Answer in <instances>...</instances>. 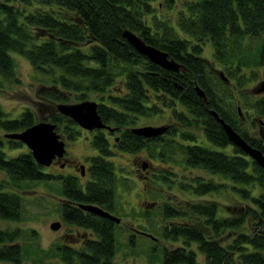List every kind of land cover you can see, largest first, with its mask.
Wrapping results in <instances>:
<instances>
[{
  "label": "trees",
  "instance_id": "trees-1",
  "mask_svg": "<svg viewBox=\"0 0 264 264\" xmlns=\"http://www.w3.org/2000/svg\"><path fill=\"white\" fill-rule=\"evenodd\" d=\"M153 1L0 0V80L19 81L10 50L23 55L43 76L39 79L47 80L35 88L47 100L36 105L37 112L23 106L7 117L0 104L1 134L19 131L35 120H47L55 124L59 135L64 132L70 139L77 134L78 124L58 113L55 103L94 100L98 117L116 132L117 139L112 137V144L106 138L107 131L93 128L88 140L96 153L88 159L89 179L82 189L75 177L63 176L61 193L73 203H92L114 212L113 189L118 180L113 162L107 157L112 153L110 147L133 153L143 147L149 155L165 158L161 149L164 138H144L133 134L130 126L138 116L154 115L169 106L174 122L183 126L168 125L167 129L181 151L179 162L221 180L201 173L178 179L176 188L191 194L187 201L169 196L155 211L143 209L145 222L139 223L137 230L151 231L156 240L158 236L176 241L171 249L163 245L156 248V240L149 238L153 240L149 262L264 264V168L230 143L221 124L208 113L214 109L248 145L264 154V130L260 131L264 127V76L258 79L254 93L241 90L248 80H257L259 68L264 72V0H161L174 10L170 18H159ZM123 29L166 52L168 58L178 62V69L172 71L151 63L128 43L121 33ZM206 41L211 44L210 60L201 55ZM210 61L221 65L220 71L227 77L224 81L234 82L240 90L234 99L242 101L244 109L234 100L232 106L225 104L215 92L216 85L206 71ZM213 75L220 80L219 75ZM224 81H218L219 85L231 97L233 92ZM195 85L203 90L205 99L195 92ZM69 92L74 96L66 100ZM241 109L246 112L244 117H249L248 110L257 117L248 120L252 129L259 124L255 132L247 130L249 126L242 121L236 123ZM190 127H199L204 139L196 138ZM176 133L183 141L175 140ZM2 143L10 148L23 145L4 135ZM226 145L229 151L217 149ZM28 151L20 149L8 157L0 150L4 175L0 178V219L13 222L22 218L16 190L21 181L51 175L41 171L43 165L36 163ZM155 178L166 188L176 180L162 169ZM227 187L233 200L223 204L224 208L215 198H204ZM60 211L63 221L90 230V236L77 246L52 241L46 250L50 256L57 257L60 264H114L113 253L118 245L115 222L70 204L60 203ZM19 234L16 226L0 228V264L25 261L21 245L15 241ZM126 243L127 247L133 246V237L129 236Z\"/></svg>",
  "mask_w": 264,
  "mask_h": 264
},
{
  "label": "rangeland",
  "instance_id": "rangeland-1",
  "mask_svg": "<svg viewBox=\"0 0 264 264\" xmlns=\"http://www.w3.org/2000/svg\"><path fill=\"white\" fill-rule=\"evenodd\" d=\"M153 5L156 6L154 11L158 14L159 18L162 17H174V10L172 7H168V5L161 0H154ZM177 2L174 5V8H177ZM211 44L206 41L201 49L202 57L207 60L212 59L211 53ZM10 55L12 56V60H14V68L15 75L18 77L16 83L13 81H4V79L0 80V104L3 111L6 112V116H13L18 113V110L22 109L23 106L32 108L33 111L37 112L36 105L38 103H47L44 97L36 93L35 88L38 87L39 83L45 82L46 79H39L43 76L40 75L38 72H35L32 69L31 64L28 60L24 59V56L20 53L13 52L12 50L9 51ZM221 65L209 62V66L207 71V75L212 76V80L216 85L215 92L219 96H222L224 99L225 104H232L236 101L237 95H239V91L237 87H235L234 82L230 83L224 81L222 77H220L219 72L221 70ZM223 71V70H221ZM259 77L256 79H251L247 81L246 86L244 85L241 88L242 92H248L249 94L253 92V88L258 86V79L264 76L263 69L259 68ZM219 75L220 80L224 81L225 85L227 83V88L233 95L230 97L226 94V88L224 86L219 85L218 81L219 78H214V75ZM224 74V73H223ZM225 77V76H224ZM216 79L218 81H216ZM47 81V80H46ZM239 87V86H238ZM237 89V90H236ZM254 93V92H253ZM66 94V93H64ZM69 97L66 98L70 99L71 96H74V93L69 92L67 94ZM234 100V101H233ZM70 100L66 102L70 103ZM235 105H239L240 108L244 109L242 101H236ZM177 107L180 108V105L177 104ZM241 109V114H238V118L236 123L239 125L241 121L243 125L247 127L249 126V118L251 116L256 117L252 114L251 111H247V115L245 117ZM49 110V109H47ZM42 116H44L43 111H41ZM242 115V116H241ZM257 118V117H256ZM259 118H263L259 116ZM258 118V119H259ZM264 120V118H263ZM144 124H151L155 126L156 124H163L165 125H174V119L170 115V108L169 106L164 107V109L160 110L159 112L155 113L154 115L148 116H138L134 122L132 127L137 125H144ZM178 127H183L182 125L176 124ZM174 125V126H176ZM257 123H255V127L253 129L249 126L247 130L256 131L257 130ZM184 129L186 130L187 127ZM189 129L196 132V138L204 139L203 135L200 134V128L197 127H190ZM77 134L74 137L64 136V132L61 134L64 137L65 145H64V152L65 156L69 159L68 164L65 166H57L55 164H48L43 165L41 167V171L50 173L51 175L48 177H43L42 179H25L19 183V186L16 187L17 194L20 197V206H22V218L17 221L11 222L7 219H0V228L4 227H11L14 226L18 227L20 230V234L17 236L15 241L21 245L23 257L25 261L21 264H60V261L57 257L50 256L51 254L48 253L50 247L48 245L54 241L56 242H69L71 240H76L81 236H85L86 234L81 233V228L71 226V224H63L62 229H55L53 230L48 226L50 221H55L61 219L59 218V205L58 201L59 198L62 197L61 193V178L59 175L63 176L65 174L71 173L72 162L71 161H81L82 164L87 166L89 156H93L96 153V150L92 149L91 145L89 144L88 138L90 137V133L84 130H81L78 126ZM261 129L260 131H263ZM89 131V130H88ZM1 131H0V138H2ZM162 138L164 141L161 143V149H164V157L165 158H157L152 155H149L148 150L145 148H140L136 150L134 153L131 151H123V150H113L112 153L107 155L108 159L113 162V170L114 173L117 174L116 180L117 183L114 186V203H115V216H119L120 220L118 221V225L115 227V233H117V243L116 252H114V264H153L149 262L148 258V250H150V246L153 245V240L149 239L148 236L144 234H132L129 230V226L132 225L136 228H139V223L143 222L144 218L141 216V213L146 209L150 210L153 209L154 211L161 205V203L166 200L165 197H174L178 201H187L188 197H190V193L188 194L187 191L184 190L180 191V188H176V182L178 179H188L190 175L193 174H200L204 176H208V178H212L220 182L221 178L217 175H208L207 172L201 169H197L196 167H184L179 162L181 159V151L176 149L175 143L173 144V140L170 139L168 132L162 134ZM175 140L183 141L179 138V135L176 137L174 136ZM109 140L110 137L108 138ZM161 139V137H160ZM167 141V142H166ZM166 142V143H165ZM205 140V144H206ZM173 144V146H172ZM204 144V143H203ZM163 147V148H162ZM217 148V146H213ZM226 149L229 151L228 145L224 147L217 148L218 150ZM24 149H28L26 145L23 143L20 148H10L7 147L6 144H0V150L4 151L3 154L7 155H14L15 152H19ZM78 162V161H77ZM144 166L142 167V165ZM164 168V169H163ZM166 170L167 173L172 178H175V183L170 184V187L166 188L161 186L163 183L158 182L155 177L159 175V170ZM84 178L82 179L80 176L75 175L83 188L84 179L89 178L88 171H86V167L83 170ZM3 172L0 170V178L4 175ZM232 191L229 188H221L217 189L216 192L210 193L209 195H205L204 198L211 197L218 200L221 205L220 207L224 208L225 204L232 203L233 196ZM203 197V196H202ZM183 198V199H182ZM187 199V200H186ZM224 204V205H223ZM144 209V210H143ZM145 222V221H144ZM147 230V229H144ZM76 231L77 235H75ZM149 231V230H148ZM151 232V231H149ZM129 236L133 237V246L127 247V239ZM156 240V239H155ZM76 242V241H75ZM176 241H168V239H163L162 237L157 236L156 240V248H160L162 245L171 249ZM40 257V260H39ZM198 257H201V254H198ZM40 261V262H39ZM42 261V262H41Z\"/></svg>",
  "mask_w": 264,
  "mask_h": 264
},
{
  "label": "water",
  "instance_id": "water-1",
  "mask_svg": "<svg viewBox=\"0 0 264 264\" xmlns=\"http://www.w3.org/2000/svg\"><path fill=\"white\" fill-rule=\"evenodd\" d=\"M121 33L126 38L128 43H131L138 53L143 54L148 60H150L151 63H156L161 66V68L163 67L166 69H171L172 71L178 69V62H175L174 59L172 60L171 58H168L166 52L161 51L159 48L153 45L143 42L137 34L130 30L123 29ZM219 75L222 77V79H226L221 71L219 72ZM194 89L198 95L205 99L204 92L199 86L195 85ZM95 106L96 102L92 99H83L80 100V102L70 101V103H68L59 101L55 103V109L58 111V113L67 115L68 119L73 120L79 125L80 128L82 127L84 129L91 130L93 128H105L112 132L113 129L109 127V125L101 122ZM238 109L239 107L237 108L236 112L239 113ZM208 113L213 115L215 122L221 124L230 143L237 145L243 150L244 153H247L250 158L255 160V163L264 168V154L259 152L260 150L257 147L248 145V143L245 142L240 134H238V132H236V130L232 128L229 123L227 124L222 119V117L215 113L214 109H209ZM54 129L55 124L51 121L48 122L47 120H35L28 127L26 126L19 131H12L8 133L4 132L3 135L7 138H15L21 143H24L29 150L28 153L31 154L36 163H39L40 165H48L53 157H61L64 149V141L62 140L63 137L60 136L59 133ZM130 129L133 134L135 133L147 138L150 136L155 137V135L165 132L166 126L163 124H156L155 126L151 124H144L134 127L130 126ZM143 166L144 164L142 167ZM80 168L83 170L82 164ZM77 205L84 211L87 210L95 214H99L105 218L111 219L113 222L118 223L117 221L119 220V216H115V214L104 210L100 206H95L92 203L84 204L80 202H78ZM58 223V220H52L50 223H48V226L55 230L58 227ZM133 229L134 232H137L138 234H144L148 236V238H156L151 233L146 231H138L137 228Z\"/></svg>",
  "mask_w": 264,
  "mask_h": 264
},
{
  "label": "flooded vegetation",
  "instance_id": "flooded-vegetation-1",
  "mask_svg": "<svg viewBox=\"0 0 264 264\" xmlns=\"http://www.w3.org/2000/svg\"><path fill=\"white\" fill-rule=\"evenodd\" d=\"M166 126V130H165V132H163V133H161V134H158V135H155V136H159V137H162V134H164V133H166V131H167V129H168V125H165ZM80 128V127H79ZM76 130H77V128H75ZM81 130H84V131H86V132H89V133H92L93 131H94V129H84V128H80ZM89 130V131H88ZM102 130L103 131H107V139L110 137V139H112V137H113V139L114 140H116L117 138H116V132L115 131H110V130H108V129H105V128H102ZM259 130H260V128H259ZM78 132H79V130H77ZM108 131H109V133H108ZM61 136V135H60ZM90 138V137H89ZM62 140L64 141V137L62 138ZM109 140V139H108ZM109 142H111L112 144H113V140L111 141V140H109ZM64 145H65V141H64ZM110 148H112V147H110ZM113 149V148H112ZM113 150H116L115 148L113 149ZM120 149H117L116 151H119ZM65 154V152H64V149H63V154H62V156L61 157H58V156H55V157H53L52 158V160L50 161V163L49 164H55V165H57V166H65V165H67L69 162H68V158L64 155ZM78 161V162H77ZM77 161H71L72 162V168H71V172H73L74 173V175H72L71 173H68V174H65V175H63V176H66V175H71L72 177H75L76 178V181L78 180V178L75 176V175H78V176H80L82 179L84 178L83 176H84V173H85V171H83L84 169H85V167H86V169H87V166H85V164H82V162L81 161H79V160H77ZM81 164H82V166H83V170H81V168H80V166H81ZM52 176V175H51ZM63 176H61V175H59V177L62 179L63 178ZM87 179H89V178H87ZM87 179H84V184H85V180H87ZM80 184V183H79ZM80 186H81V184H80ZM81 188H82V186H81ZM82 189H84V185H83V188ZM60 203H62V204H70V205H73V207H75V206H77V207H79L78 205H77V203L78 202H76V203H73L72 201H70V200H68L67 198H65V197H60L59 198V201H58V205H59V212H58V215H59V218L61 219V221H59V223H58V227L56 228V229H59V228H63L62 227V225H61V223L63 222V224H65V223H67V224H71V226H74V227H78V228H81V230H82V232L81 233H84V234H86L85 236H81V237H79V238H76V240H71V241H69V242H66V243H70V244H74L75 246H77V244H79L80 243V241H81V239H83L84 237L85 238H87V237H89L90 236V234H89V232H90V230H88V229H84V228H82V227H79V226H75L74 224H72V223H70V222H66V221H63V218L61 217L62 216V214H60ZM80 203H82V202H80ZM75 204V205H74ZM80 208V207H79ZM80 209H82V208H80ZM84 211V210H83ZM87 211V210H86ZM109 212V211H108ZM112 214H114V212H111ZM119 220H120V218H119ZM118 220V221H119ZM117 221V222H118ZM116 223V222H115ZM117 225H118V223H116ZM133 228H136V227H134V226H132V225H130L129 226V231L132 233V234H134V233H137V232H134L133 230ZM140 230V229H139ZM138 230V231H139ZM144 231V230H143ZM77 232H80V231H76V233H75V235H77ZM146 232H148V231H146ZM150 233V232H149ZM138 234V233H137ZM76 241V242H75ZM62 243H64V242H62ZM65 244V243H64Z\"/></svg>",
  "mask_w": 264,
  "mask_h": 264
}]
</instances>
